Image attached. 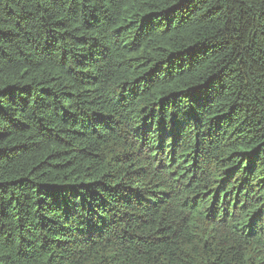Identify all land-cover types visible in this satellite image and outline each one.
<instances>
[{
  "label": "trees",
  "instance_id": "1",
  "mask_svg": "<svg viewBox=\"0 0 264 264\" xmlns=\"http://www.w3.org/2000/svg\"><path fill=\"white\" fill-rule=\"evenodd\" d=\"M0 264H264V0H0Z\"/></svg>",
  "mask_w": 264,
  "mask_h": 264
}]
</instances>
